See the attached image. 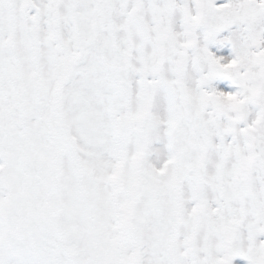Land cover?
<instances>
[{
	"label": "snow or ice",
	"instance_id": "obj_1",
	"mask_svg": "<svg viewBox=\"0 0 264 264\" xmlns=\"http://www.w3.org/2000/svg\"><path fill=\"white\" fill-rule=\"evenodd\" d=\"M237 256L264 264V0H0V264Z\"/></svg>",
	"mask_w": 264,
	"mask_h": 264
},
{
	"label": "rangeland",
	"instance_id": "obj_2",
	"mask_svg": "<svg viewBox=\"0 0 264 264\" xmlns=\"http://www.w3.org/2000/svg\"><path fill=\"white\" fill-rule=\"evenodd\" d=\"M200 30H198L199 32ZM227 30H225L223 33H221L218 37L217 40L215 42L209 43L208 47L211 51L213 52H217V49H219L220 51L217 52V54L220 55H228L231 52V45L227 42V41H222L223 36L227 35ZM201 42H203L201 40ZM217 80H227V78L224 77H218ZM229 82V88L223 89V90H234V88L231 86L230 81ZM213 86L216 87L217 86V82L213 81ZM155 159V157H154ZM233 264H247L246 260L243 257L237 256L234 258Z\"/></svg>",
	"mask_w": 264,
	"mask_h": 264
}]
</instances>
